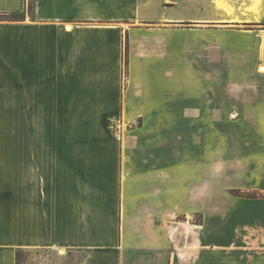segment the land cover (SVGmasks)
<instances>
[{
    "label": "crops",
    "instance_id": "obj_1",
    "mask_svg": "<svg viewBox=\"0 0 264 264\" xmlns=\"http://www.w3.org/2000/svg\"><path fill=\"white\" fill-rule=\"evenodd\" d=\"M27 3L0 0L1 14L21 15L0 21V93L14 94L15 125L8 145L0 138V264L24 248L83 253L75 264H264V29L241 34L253 41L240 48L260 51L239 58L238 176L223 169L226 186L257 195H226L220 230L184 228L180 216L208 221L216 202L200 200L181 148L162 150L202 121L183 106L181 74L173 85L143 65L165 58L161 44L179 60L178 28L118 22L130 0H34L32 13Z\"/></svg>",
    "mask_w": 264,
    "mask_h": 264
},
{
    "label": "rangeland",
    "instance_id": "obj_2",
    "mask_svg": "<svg viewBox=\"0 0 264 264\" xmlns=\"http://www.w3.org/2000/svg\"><path fill=\"white\" fill-rule=\"evenodd\" d=\"M234 1L237 8L243 0ZM131 2L132 5L124 14V18L118 21L125 23V26L178 28L175 37L177 44L173 48L175 53L180 55L181 61L180 57L177 62L172 61L171 47L161 44L159 51L166 53L165 58L143 61V65L150 66L157 63L162 75L176 76L172 79L173 85L180 84L181 74L183 106L195 107L196 116L202 121L199 125L182 126L184 130L182 141L165 142V149L162 151L170 152L173 144H175L173 148H176L173 152L176 150L180 152L182 149L184 171H192L190 175L198 180L200 200L205 199L201 195L203 193L206 198L210 197L208 200H215L216 203L208 221L202 211L196 212L193 216H180L178 221L184 228L209 227L220 230L224 223L221 200H224L226 195L230 196V200H237L239 196L257 195L256 191L226 186L223 169L225 163L230 164L231 170L228 173L232 177L231 182L233 177L238 176L240 126L235 111L238 107L239 58L242 55L245 61L246 56L255 54L257 50L260 51L257 43L240 48V45L246 41L248 43L253 41L252 38L246 40L241 34H254L264 29V11L258 20L238 12L239 21H227L222 20L225 18L224 15L215 11L212 0H130ZM32 3L28 0L27 6ZM28 10L32 13V10L29 8ZM20 16L17 13H0V21L21 19ZM145 41L143 46L138 45L140 49L136 51L141 52L149 48L150 42L147 39ZM121 43V87L124 91L128 80L129 54V40L125 30L122 33ZM244 61V68L249 70L253 63L249 64L247 61L246 64ZM259 63L256 62V68ZM229 90L232 92L229 93ZM13 95L0 93V138L4 136L7 140L4 141V146L10 143V138H13L15 132L14 108L9 104L13 102ZM225 102L228 104L227 108L224 107ZM229 104L231 117L228 114ZM122 127L125 129L127 126ZM185 132H188V135ZM82 256L81 252L66 254L62 249L24 248L18 252V264H75Z\"/></svg>",
    "mask_w": 264,
    "mask_h": 264
},
{
    "label": "bare ground",
    "instance_id": "obj_3",
    "mask_svg": "<svg viewBox=\"0 0 264 264\" xmlns=\"http://www.w3.org/2000/svg\"><path fill=\"white\" fill-rule=\"evenodd\" d=\"M234 2V0H212L215 11L225 16L222 20L239 21L238 12L247 17L252 16L257 20L263 15L264 0H243L240 7L237 8ZM258 70L263 72L264 65L260 63Z\"/></svg>",
    "mask_w": 264,
    "mask_h": 264
},
{
    "label": "trees",
    "instance_id": "obj_4",
    "mask_svg": "<svg viewBox=\"0 0 264 264\" xmlns=\"http://www.w3.org/2000/svg\"><path fill=\"white\" fill-rule=\"evenodd\" d=\"M33 3H32V5L31 4H29V9L30 10H32L33 9V4H34V0H31ZM21 250V249H20ZM20 250H18L17 252H16V264H18V252L20 251Z\"/></svg>",
    "mask_w": 264,
    "mask_h": 264
}]
</instances>
